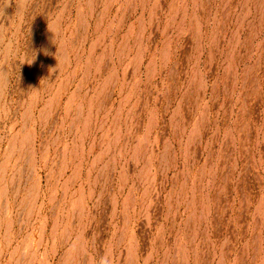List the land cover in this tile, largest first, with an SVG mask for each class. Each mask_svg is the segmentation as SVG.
<instances>
[{
  "label": "rangeland",
  "instance_id": "1",
  "mask_svg": "<svg viewBox=\"0 0 264 264\" xmlns=\"http://www.w3.org/2000/svg\"><path fill=\"white\" fill-rule=\"evenodd\" d=\"M264 264V0H0V264Z\"/></svg>",
  "mask_w": 264,
  "mask_h": 264
},
{
  "label": "clouds",
  "instance_id": "2",
  "mask_svg": "<svg viewBox=\"0 0 264 264\" xmlns=\"http://www.w3.org/2000/svg\"><path fill=\"white\" fill-rule=\"evenodd\" d=\"M97 264H113V260H112L111 255L110 254H107V253L104 254V255H102L99 258Z\"/></svg>",
  "mask_w": 264,
  "mask_h": 264
}]
</instances>
